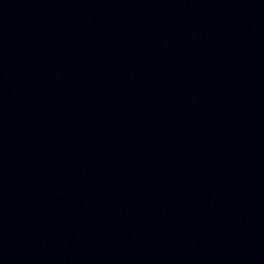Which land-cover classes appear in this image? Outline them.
<instances>
[{
    "label": "water",
    "instance_id": "95a60500",
    "mask_svg": "<svg viewBox=\"0 0 264 264\" xmlns=\"http://www.w3.org/2000/svg\"><path fill=\"white\" fill-rule=\"evenodd\" d=\"M0 264H264V0H0Z\"/></svg>",
    "mask_w": 264,
    "mask_h": 264
}]
</instances>
